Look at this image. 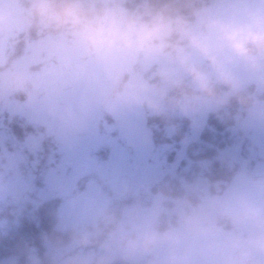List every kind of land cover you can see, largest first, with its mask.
I'll return each mask as SVG.
<instances>
[{
  "label": "clouds",
  "instance_id": "clouds-1",
  "mask_svg": "<svg viewBox=\"0 0 264 264\" xmlns=\"http://www.w3.org/2000/svg\"><path fill=\"white\" fill-rule=\"evenodd\" d=\"M210 117L252 157L154 177L145 203L97 207L67 241L46 240L48 264H264V0H0V119L30 130L0 140V203L33 200L38 147L79 151L116 132L149 152V121L173 136Z\"/></svg>",
  "mask_w": 264,
  "mask_h": 264
},
{
  "label": "trees",
  "instance_id": "trees-1",
  "mask_svg": "<svg viewBox=\"0 0 264 264\" xmlns=\"http://www.w3.org/2000/svg\"><path fill=\"white\" fill-rule=\"evenodd\" d=\"M178 124V133L167 136L160 121L148 122L149 127L153 128L154 152L141 166L131 159L127 175L114 180L126 181L125 189L121 192L114 189L109 180L113 177L102 174L113 153L107 141L99 143L95 149L91 148L88 152L91 168L77 177L68 192H65L67 186L64 190L61 186L67 181L71 185L74 170L65 161V149L49 145L38 147L28 156V184L33 200L23 204L9 201L0 203V263L28 264L29 258L36 256L41 264H48L49 245L46 240L67 241L68 234L78 228L63 224L60 211L70 197L77 196L72 193L80 194L85 190L87 182L96 184L105 196L107 206L132 208L145 203L147 185H138L132 180L139 169L148 167L163 176L165 181L171 177L191 179L200 171L203 162L214 161L221 152L234 150L244 158L251 157V141L234 136L227 125L215 117H210L198 133L192 132L187 121H179ZM29 131L22 122L0 119V140L8 139L22 144ZM105 137L121 141L116 132ZM212 174H221L218 165L213 166ZM54 181L59 182L60 187L55 186Z\"/></svg>",
  "mask_w": 264,
  "mask_h": 264
},
{
  "label": "rangeland",
  "instance_id": "rangeland-1",
  "mask_svg": "<svg viewBox=\"0 0 264 264\" xmlns=\"http://www.w3.org/2000/svg\"><path fill=\"white\" fill-rule=\"evenodd\" d=\"M106 141L108 142L109 147H111L113 151L112 155L110 156V160L115 154H121L126 156L130 164H132V160L134 159H132L133 157L131 156L130 150L125 148L122 141H112L108 140L105 136H101L91 142L86 148H83L79 151L64 150L67 158V160L65 159V161H67L68 164L73 167L74 173L72 175L73 182H71V185H69L67 181L65 182L64 186H61V189L64 190L65 186H67V188H65V192L70 191V189L74 186V181L77 179V177L89 171V169L91 168V164L89 161L88 152L91 150V148L95 149L99 143H103ZM256 150V147L251 142V148L249 150V152L251 153V157ZM110 160L107 163V167L103 169L102 174L107 175L109 177H113L109 180L111 181L114 189H116L118 192H121L125 189L126 181H114L116 178L112 173ZM252 162L255 163V160H253ZM157 176H160V174L155 173L154 170L148 167H144L142 169L137 170L133 174L132 180L136 181L138 185H148L151 180ZM102 178L105 177L102 176ZM54 184H56L55 186L58 185V187H60L59 182L54 181ZM71 195L77 196L70 197L67 205L60 211V219L65 225L75 226L78 228L82 227L89 223L94 209L100 206H107V200L105 196L93 182H87L85 184V190L80 194L72 193ZM0 264H8V262L3 261Z\"/></svg>",
  "mask_w": 264,
  "mask_h": 264
},
{
  "label": "water",
  "instance_id": "water-1",
  "mask_svg": "<svg viewBox=\"0 0 264 264\" xmlns=\"http://www.w3.org/2000/svg\"><path fill=\"white\" fill-rule=\"evenodd\" d=\"M116 134L118 138L124 143L125 147L130 150L131 156L135 160V164L138 166L143 165L147 157L150 156L154 152V149H155L154 140H153V148L151 151L149 152L134 151L126 146L125 141L122 138L121 134L119 133H116ZM110 165H111L112 173L117 179H121L125 177L131 166L128 158L121 154H115L110 160Z\"/></svg>",
  "mask_w": 264,
  "mask_h": 264
}]
</instances>
